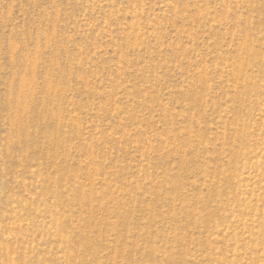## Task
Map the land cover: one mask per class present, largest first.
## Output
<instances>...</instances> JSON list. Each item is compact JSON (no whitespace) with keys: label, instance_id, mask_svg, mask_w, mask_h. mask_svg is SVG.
I'll return each mask as SVG.
<instances>
[{"label":"rangeland","instance_id":"obj_1","mask_svg":"<svg viewBox=\"0 0 264 264\" xmlns=\"http://www.w3.org/2000/svg\"><path fill=\"white\" fill-rule=\"evenodd\" d=\"M0 264H264V0H0Z\"/></svg>","mask_w":264,"mask_h":264},{"label":"bare ground","instance_id":"obj_2","mask_svg":"<svg viewBox=\"0 0 264 264\" xmlns=\"http://www.w3.org/2000/svg\"><path fill=\"white\" fill-rule=\"evenodd\" d=\"M26 61V60H25ZM25 80V82L28 80V79H24ZM24 80H22V81H24ZM29 82V81H28ZM27 82V84H29L30 83V86H31V83L32 82H29L28 83ZM24 83V82H23ZM22 84V83H21ZM23 85V84H22ZM22 85H21V88H22ZM20 86V85H19ZM19 86L17 87V88H19ZM28 86V85H27ZM30 86H29V88H30ZM20 89V88H19ZM22 89H25V87L24 88H22ZM17 91H18V89H17ZM16 91V92H17ZM25 91H27V90H25ZM16 92H14V93H16ZM21 92V90L19 91V94L17 93V97L15 98V100L13 101V108L15 107V111H13L14 113V116H13V120H14V122H17V119L19 118V116H20V114L22 113L23 114V112H24V110H23V107H22V101L23 100H26L25 98H26V95H28V93L27 92H23L22 91V94L20 93ZM21 94V95H20ZM15 95V94H14ZM13 97V96H12ZM20 111H22L21 113H20ZM12 120V119H11ZM13 120H12V122H13ZM19 120V119H18ZM12 124V123H11Z\"/></svg>","mask_w":264,"mask_h":264}]
</instances>
